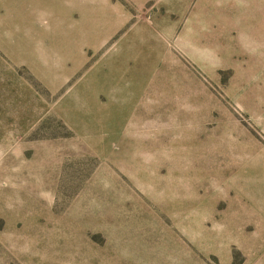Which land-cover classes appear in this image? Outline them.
I'll return each instance as SVG.
<instances>
[{
  "label": "rangeland",
  "instance_id": "obj_1",
  "mask_svg": "<svg viewBox=\"0 0 264 264\" xmlns=\"http://www.w3.org/2000/svg\"><path fill=\"white\" fill-rule=\"evenodd\" d=\"M107 1L0 0V264H264V0Z\"/></svg>",
  "mask_w": 264,
  "mask_h": 264
},
{
  "label": "crops",
  "instance_id": "obj_2",
  "mask_svg": "<svg viewBox=\"0 0 264 264\" xmlns=\"http://www.w3.org/2000/svg\"><path fill=\"white\" fill-rule=\"evenodd\" d=\"M95 5H96V0H71V6H72L71 8H72V13H73L72 31L76 33L79 40L85 43V46L90 47L92 49L101 48L105 44L110 42L112 37L115 36L117 34V31L126 24L127 19H128L127 15L123 13L122 9L119 6H113L114 9L112 10H114V12H112L111 9L109 8L111 3L107 1L105 3V6H107L108 8V14L112 15V13H114V15H116L114 23L111 24L112 19L110 16L108 19L105 20V24L96 26V23H95L96 22V19H95L96 6ZM111 8H112V5H111ZM123 15H125V19H123L122 17ZM107 22H109V24ZM66 27L67 26L64 24V20H62L61 28H60V31H61L60 45L63 51L68 49V40L65 39V33H66L65 28ZM145 29H146L145 26L141 24L137 25L136 29L132 31L131 35L129 34L125 35L123 39L119 40L117 43L114 44L116 48L115 53H120L121 55L124 53V51H128L130 49L131 54H132L131 57L133 58V61H135L136 52L134 51V49L136 48H135V45H133V41L129 39H135V38H131L133 36H139L140 38H142V35ZM159 46H161V44L157 42L156 47H159ZM112 54L109 56V58H111ZM99 65L105 66L104 63L99 64ZM106 65L109 66V69H110L109 61L106 62ZM95 67L93 68V71L92 70H90V72L88 71L89 74H86L87 73L86 72L84 75L83 73L82 78L73 87V91H75L73 94H76L77 92L78 95H80V97H83V96H87L85 94L86 91H88L89 93L94 92L96 97L100 100L101 104L110 102V100L105 98L107 95L109 96L127 95V92L123 91L122 89L119 90L115 88L114 91H112L111 88H109V86H111L110 85L111 82L116 80L111 77V74H110L111 71L105 72L103 79H101L102 81H104V84L101 87L103 93H99V91L95 87V83L97 81L96 80L97 76L95 74L96 72L94 73ZM67 79L69 78L67 77ZM64 80L66 81V78ZM105 82H106L107 87L109 88L108 91L106 90ZM66 85L67 84H65L64 86ZM101 95L104 96L103 101L100 99ZM84 102L88 104L86 100Z\"/></svg>",
  "mask_w": 264,
  "mask_h": 264
}]
</instances>
